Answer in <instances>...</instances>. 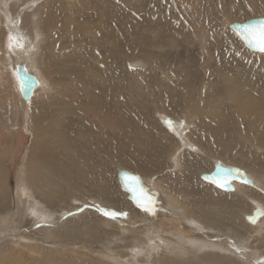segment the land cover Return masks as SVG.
Returning a JSON list of instances; mask_svg holds the SVG:
<instances>
[{"label":"rangeland","instance_id":"obj_1","mask_svg":"<svg viewBox=\"0 0 264 264\" xmlns=\"http://www.w3.org/2000/svg\"><path fill=\"white\" fill-rule=\"evenodd\" d=\"M23 1L27 0L8 2L14 10ZM39 2L35 19L47 37L38 35V40L45 39L41 68L51 89L46 97L39 93L33 100L26 131L20 128L25 105L17 98L10 62L0 47V230L13 232L0 235V264H128L122 257L128 239L116 242L119 222L128 216L148 219L149 214L131 204L121 190L116 178L120 168L138 173L149 188L165 190L199 219L213 220L207 212H219L223 233L231 232L230 240L241 250L244 238L253 249L258 246L250 259L264 261V235L252 243L255 231L242 215L252 209L248 198L264 205V53L249 51L229 27L264 17V0ZM49 7L51 14L45 12ZM100 41L104 43L97 50ZM50 47H55L53 53ZM100 58L109 72L102 71ZM104 73L110 77L100 76ZM111 74L121 79L119 85L111 81ZM96 75L98 80H93ZM116 102L131 128L109 123V132L100 137L102 115L109 106L108 114L117 115L112 106ZM256 112L260 116L254 121ZM169 121L184 129L183 137L194 150L181 147ZM179 146L180 167L174 168L169 159ZM36 156L54 170L53 175L45 167L30 168L29 159ZM214 162L241 168L257 186L239 183L242 193L235 194L237 190L225 192L203 181L201 172H210ZM18 176L26 180L19 184ZM30 207L53 214L48 223L54 225L47 228L64 242L23 238ZM104 211L127 216L108 218ZM105 242L110 249L73 246ZM234 253L227 254L238 258L240 252Z\"/></svg>","mask_w":264,"mask_h":264},{"label":"bare ground","instance_id":"obj_2","mask_svg":"<svg viewBox=\"0 0 264 264\" xmlns=\"http://www.w3.org/2000/svg\"><path fill=\"white\" fill-rule=\"evenodd\" d=\"M8 1L9 0H0V24H1V26H0V47H2L5 50V53H7V59L10 62V63H8V65L10 66L12 77L16 81V88H17V93H18L17 98H19V101H21L20 102L21 104L23 103L25 105V108H24V105L22 106V108H24V111H23L22 121L20 122V128H23L26 131V129H28L29 113H30L31 108H32V107L30 108V106L33 104V102H34L33 100L36 98L37 94H39V93H44L43 95H45V93L47 92L49 94V90L51 89V86H50L51 81L49 82L48 78L46 77L47 75H45V71L43 69L44 67L41 68V66H42V62H41L42 55H41L40 51L42 49H45V39L47 37H46L42 27H41L39 19L38 18L35 19V16L36 15L38 16L39 10H41L40 7L42 5V2L38 3V1H40V0L23 1V3L18 5L16 7V9H14V10L11 9V7H12L11 3L12 2L9 3ZM15 1H18V0H15ZM28 1L29 2L31 1V2L26 3ZM35 3H38V4L36 5V7L33 10H31L33 8L32 5H34ZM67 3H69V2H67ZM25 4H26L25 8L20 9L21 6H23ZM64 7H65V5H64ZM45 12L47 14H49V13L51 14L53 12V10L51 7H49V9H46ZM260 17H262V16H260ZM26 19H27V21H26ZM16 22H18V24H16ZM50 23H51V21H50ZM53 23H54V21H53ZM14 24H16V26H14ZM27 25H29V27ZM27 30H31V32L33 34V39L29 35ZM10 34H12L14 36L16 34H18L19 37L22 38V42H23L24 46L21 48L18 44H16L15 41H13L12 42L13 47L10 50L9 49V39H8ZM40 34H43L45 36L44 37L45 39H42V41L38 40ZM105 35H107V34H105ZM102 43H104V42L100 41L98 43L97 50L101 49ZM95 45H97V44H95ZM54 48H51V50L50 49L49 50L53 53L55 51ZM32 50H35V52L33 54L30 53ZM14 59L16 60V62L13 65L12 60L14 61ZM99 61L102 63V65L99 64V66L100 65L102 66V71L107 70L106 72H109L110 69L102 62L101 58L99 59ZM19 63H23L26 70L30 74L34 75L36 77V79L38 80V85L32 91V95L28 101H26L21 96V93L19 91L18 82H17L16 77H15V66ZM86 76H88V74H86ZM100 76H103V77L106 76L107 77L109 75H107V73H104ZM111 76H112V74H111ZM92 78H93V80H98L99 76L98 75H96L94 77L92 76ZM108 79H105V80L109 81ZM111 81L114 83L115 86H117L121 83V79H114L113 76L111 77ZM52 91H53V89H52ZM52 91H50V92H52ZM43 95H41V97ZM45 97H46V95H45ZM110 100H114V98L112 97V99H110ZM117 100L120 103L121 99H117ZM150 100H152V99H150ZM119 103L116 102L114 105H112L114 109H117V111H115V113L117 115H115L114 117H113V115L108 114L112 110V107H110V106L108 107V105L105 106L108 108L106 109L104 115H102L103 120H100V124H99L100 126L97 127L100 129V134H101L100 137H104L106 131L109 132L108 129L105 128L108 126L109 123H111L110 125H113V126L114 125L119 126L120 129L131 128L128 124L126 125L124 123L125 121L123 120V117H122L123 109H122V107L119 108V105H120ZM123 104H125V103H123ZM141 106H143V105H141ZM129 107H131V106L129 105ZM247 109H248V107H247ZM256 113L257 114H253L251 116V117H253L252 119H254V121L258 118V116H260L258 114V112H256ZM134 117L135 116L133 115V119H134ZM90 120L92 121V119H90ZM164 121L165 120L163 119V123H164ZM31 125L32 124H30V126ZM36 125H38V124H36ZM167 125L169 127H171L175 138H177V137L179 138L182 148L185 147L186 149H189V150L195 149L194 146L187 143V141H188V140H186L187 136H186V139L183 137L185 135L184 134L185 131L183 128H181V127L176 128L175 123L173 124V123L167 122ZM176 125L178 126V124H176ZM151 138L154 141H156L157 144L162 143V141H158L156 139V137L153 135H151ZM185 141H186V143H185ZM141 142H144V140L142 141V139H141ZM145 144L147 145L146 142H145ZM160 146L161 145H158V147H160ZM182 148H180V146H179V148L174 149L173 154H171V152H170L171 156H170L169 161L172 164V167H174V168L180 167V161H179L180 155H179V153L181 152ZM154 150H155V148H153V151ZM170 154H168V155H170ZM32 157H34V156H32ZM29 161H30L29 162L30 168H31V166H33L32 168L37 169V170H39V169L43 170L44 167L47 169V165L43 161H42L43 163H41L40 160L38 159V156H36V158H33V159L30 158ZM120 169L129 170L128 168H120ZM47 171H48V175L54 174V170L52 168L47 169ZM201 173H203V172H201ZM136 174H138V173H136ZM60 175L64 176V173L63 174L61 173ZM31 178H33V180H36V178H39V177L30 176V179ZM116 178H117V174H116ZM249 178L251 179V177H249ZM24 180H26V179H24L21 176L20 177L18 176L17 182L19 184H21ZM254 180L251 179V181L254 183L253 186H255V183L257 181V180H255V182H254ZM142 181H143V179H142ZM28 182H29V179H28ZM143 183L147 184L144 181H143ZM159 183H160L159 181H153V184L156 187L161 188ZM258 183H259V181H258ZM233 185H234V189L236 188L235 190H237V193H235V194L242 193V189L240 187L241 184L235 182V183H233ZM27 188H29V187H27ZM150 189L156 190L154 188H150ZM29 191H31V190H29ZM160 191L164 194L163 196L159 193ZM160 191L158 192L159 202H157L156 208L153 211V213H149V212L146 213L145 212L146 214H149L148 219H144L145 217L139 218V217H134V216H128L126 218H129V219H125V217L123 216V218L126 221L125 222H119V224L121 226L119 228V231L121 229V231H120L121 235L119 236V234H118L119 237L118 238L115 237L116 242L128 239V241L125 242L124 243L125 245L122 247L123 249L124 248L126 249L125 254L122 255V257H124V258L127 257V260L125 263H128V264H247V263L243 262L242 259H246V261L252 260L253 262H255L253 259H250V258H253L252 256H250L251 255L250 252H258L259 250L256 248L258 246H256V244H255L256 247H254V249H253L251 247L250 243L247 242V239L244 238V240H240L239 243L242 246V248H244L245 250L244 249L241 250L239 248V246L237 247V245L235 244L236 242L230 240L229 235H232L230 232L231 229L229 231L230 233H228L229 235L226 236L225 233H223L222 228L224 226H222V225H224L225 223H222L221 219H218L217 216H218L219 212H215V211H214V213L213 212H207V215L210 218H214V219L213 220L206 219L204 221L202 219H199L197 217V215L195 216L194 214H192L194 211L191 212L190 207H189L190 208L189 209L188 206H184V204L181 203L178 199L174 198L173 196L167 195L165 190L162 191V189H161ZM261 192H263V191H261ZM229 195H230V193H229ZM230 197L235 198L234 195H230ZM237 198L240 199V197H237ZM247 200H249L253 204L252 209L250 210V213H248V214H251V211L255 207H260L264 211V205L260 204V202L258 203V202H256V200H253L251 198H248ZM251 203H249V204H251ZM169 204H171V205H169ZM232 210H233V208H232ZM79 211H81V209L77 210L73 213H77ZM28 212L30 213V215H28L29 216L28 222L25 223V228L23 229L26 232L24 235H22L23 238L25 237L26 239H28L29 237L32 238V236H33L37 240H40L42 242L49 241V242H45V243H52L54 245H55V243L64 242V241H60L59 237H55V233L57 232L56 230H55L56 232H54V230L47 228L49 225H52V226L54 225V223H48V220H50V218L53 217L52 213H50L49 211H46V210H41V209L36 210V208H33V207H30L28 209ZM102 213H104V212H102ZM248 214L243 213L242 215H243L244 223L249 228H251L253 230V232L255 231V235L250 237V239H251L252 243H254V241L259 242L261 239L260 236L262 234L264 235V215L261 218H259L257 221H255V223H252L246 219V215H248ZM65 215H67V214H65ZM238 215H240V214H238ZM145 216H147V215H145ZM219 216H222V215L220 214ZM233 216H234L233 214H230L231 218H233ZM108 218H110V217H108ZM234 218H236V217H234ZM237 218H239V216ZM116 221H117V219H116ZM216 222H217V224H215ZM218 222H219V224H218ZM116 225H118V224H116ZM202 228H204V229H202ZM1 231L2 230H0V235L13 233L10 231H2V232ZM233 231H234V229L232 230V232ZM16 233H18V232H16ZM247 233H249V232H247ZM177 234L179 236H175ZM172 236L174 237V239L171 238ZM247 236L249 238V235H247ZM138 237H141L140 238L141 240L136 239ZM261 237H263V236H261ZM239 239H242V238H239ZM263 242L264 241H262V243ZM106 244H108V243L105 242V244H101L98 246L87 245V244H82L81 246H80V244H73V246L75 245L74 247H78V248L83 247V249H84V247H88V248H92V249L93 248H95V249H98V248L101 249L102 248L103 250L110 249V248H108L109 246L108 247L105 246ZM261 246L264 247L263 245H261ZM125 249H124V251H125ZM215 249H218L220 251V253H218L219 251L215 252ZM85 250H86V248H85ZM237 250H238V252H240L238 258L232 257L233 255L232 256L228 255L231 253V251L234 253ZM115 251H116V248H115ZM234 255H235V253H234ZM138 256H141L140 259ZM109 260L111 261V259H109ZM122 263H123V261H122ZM52 264H55V263H52ZM118 264H120V263H118Z\"/></svg>","mask_w":264,"mask_h":264},{"label":"water","instance_id":"obj_3","mask_svg":"<svg viewBox=\"0 0 264 264\" xmlns=\"http://www.w3.org/2000/svg\"><path fill=\"white\" fill-rule=\"evenodd\" d=\"M261 20H264V17H254V18H250V19H246L242 22H232L229 24V27L232 31H234V33L238 36V38L241 40V42L243 43L244 47L247 48L249 51L251 52H255V53H260L258 51L253 50L252 48H250L243 39H241L240 35H239V25H243V24H247V25H257L259 24V22ZM15 77L16 80L18 82V86H19V91L21 93V96L28 101L29 98L32 95V91L35 89V87H37L38 85V80L36 79V77L32 74H30L26 68L24 67L23 63H19L15 66ZM130 174L133 176H136L139 178V185L140 188L143 189V192L146 196L150 197L153 201V208L155 210L157 202H159L158 200V191L150 189L147 184L143 183L141 177L134 173L131 172L127 169H118L117 171V180L118 183L120 185V188L122 191H124L127 194V198L128 200L135 206L137 207L139 210L144 211L143 209H141L140 207H138L136 201L133 199V192H131L126 186H125V181H124V174ZM209 177H211L212 179H209ZM200 178L207 182L212 184L213 186H215L216 188L225 191V192H233L234 189V185L233 183L237 182V183H242L248 186H253L254 183L251 181V179L248 177V175L242 171L239 168L236 167H232V166H227L224 165L220 162H214L213 163V167L212 170L210 172H203L200 174ZM214 181H219L220 183H223L225 185L224 188L218 187L217 183H215ZM263 211L262 208L260 207H255L252 211L251 214L246 215V219L250 222H252V220L254 219L255 221H257L259 218H261L263 215H260V213ZM148 213V212H146ZM251 218V219H250ZM253 223V222H252Z\"/></svg>","mask_w":264,"mask_h":264},{"label":"snow or ice","instance_id":"obj_4","mask_svg":"<svg viewBox=\"0 0 264 264\" xmlns=\"http://www.w3.org/2000/svg\"><path fill=\"white\" fill-rule=\"evenodd\" d=\"M18 24V22H16ZM14 24V26H16ZM240 31L239 35L241 39L245 41V43L252 48L255 51H258L260 53H264V20H261L259 24L257 25H239L238 26ZM9 49L11 50L13 47V41L16 42L21 48L24 46L22 42V38L19 37L18 34L15 36L10 34L9 37ZM171 123V121H169ZM209 179H212L209 177ZM124 181L125 186L133 192L134 196L133 199L136 201L138 207L143 209L145 212L153 213V201L150 197L146 196L143 192V189L140 188L139 185V178L130 174L125 173L124 174ZM217 183L218 187L224 188L225 185L223 183H220L219 181H214ZM71 214V213H70ZM104 215L115 219L117 216L124 215L126 216V213L123 212H116V211H104ZM260 215H264V211L260 213ZM251 219V218H250ZM253 223H255V220H252ZM260 264H264V261L260 262Z\"/></svg>","mask_w":264,"mask_h":264}]
</instances>
